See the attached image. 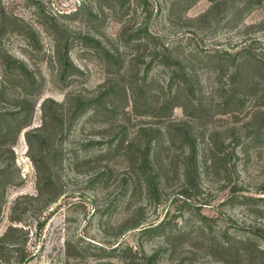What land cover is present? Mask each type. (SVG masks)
I'll list each match as a JSON object with an SVG mask.
<instances>
[{"label":"rangeland","instance_id":"374dc122","mask_svg":"<svg viewBox=\"0 0 264 264\" xmlns=\"http://www.w3.org/2000/svg\"><path fill=\"white\" fill-rule=\"evenodd\" d=\"M230 6L211 8L209 0H0V80L5 61L12 58L22 61L40 84L31 125L12 146L15 160L8 161L9 169L20 179L6 187L0 233L9 224L15 198L35 192L24 135L40 124L44 98L91 95L116 79L118 87L126 86L129 96L145 103L129 100L128 134L156 128L158 163L164 168L163 181L152 193L144 184L128 186L127 161L120 152L65 165L59 172L62 195L41 216L26 214L18 224L29 231L31 255L25 264H107L92 251L76 250L84 242L129 244L145 255L156 253L155 264H264V255L249 253L256 245L264 249V124L256 128L261 115L255 116L264 111V91L246 93L240 110L222 113L219 90L229 69H218L211 57L215 51L248 47L264 60V5L232 18ZM62 54L75 68L65 78L59 71ZM174 61L184 66L195 92L188 96L180 90L169 111L160 110L182 73ZM17 92L11 86L0 106H11ZM196 100L202 110L192 118L184 108ZM85 118L66 136V147L102 134L106 118ZM177 123L197 134L200 153L208 140L216 146L213 153L204 152L212 160L193 185L181 176L186 149L167 141V126ZM105 145L101 141L91 151ZM126 217L140 218V226L164 221L165 227L157 234L123 230Z\"/></svg>","mask_w":264,"mask_h":264},{"label":"trees","instance_id":"16d2710c","mask_svg":"<svg viewBox=\"0 0 264 264\" xmlns=\"http://www.w3.org/2000/svg\"><path fill=\"white\" fill-rule=\"evenodd\" d=\"M229 1L209 0L211 8L215 9L222 6L227 8L228 4L231 3V18L237 14L243 13L245 15L264 5V0ZM260 24L264 26V19ZM166 57L169 61V54ZM211 57L214 58L218 69L222 70L225 65L229 69L227 83L219 90L220 103L224 108L222 113L240 110L244 105L246 93L254 92L252 95H255L256 90L264 91V60L259 54L250 52L248 47H241L233 52L228 50L215 51ZM112 60L118 64L115 57ZM59 61L60 75L65 78L71 69L74 70L75 68L66 55L62 54ZM221 61L227 62V64H221ZM173 63L176 65L175 70L182 73L177 78L178 84L172 94L161 102L160 110L169 111L172 99L178 96L180 90L184 89L188 96L195 92L192 88V78L188 77L189 74L181 62L174 61ZM149 66L150 64H146L145 71ZM126 67L130 68L128 65ZM127 72L128 69H125L124 74ZM10 76H14V79ZM117 82L119 81L113 79L105 89L91 95L69 92L62 101L44 98L40 103L41 122L38 126L26 130L24 135L28 156L35 170V192L17 196L11 205L8 217L9 224L0 233V264H25L30 258L31 254L27 251L29 231L18 224L22 222L26 214L33 217L41 216L62 195L59 172L65 165L72 167L79 158L89 159L98 155L103 156L109 152H120L127 161L129 172L127 184L129 187L135 188L137 185L144 184L149 192L154 193L157 186L163 181L162 170L164 168H161L158 163L160 154L158 151L160 146L158 134L160 132L155 130L156 128L139 127L128 134L125 121L128 116L126 108L129 102H136L137 105H144L145 103L140 99L134 100L135 95L129 96L128 88L126 86L118 87ZM11 86L18 89L14 103L11 106H0V158L5 160V164L0 162V222L5 204L6 187L16 183L15 177L20 179L18 174L15 176L14 171L9 169L15 160L12 146L17 135L31 125L34 109L40 95V84L27 66L20 60L8 58L3 66V78L1 77L0 80V103L4 96H7V91ZM140 94H143L142 87H140ZM120 98L124 100L122 106H119ZM172 105L182 106V104ZM200 106V101L196 100L192 108L189 110L184 108V111L194 118L196 117L195 113L202 110ZM258 114L261 116L257 121L256 128L264 124V111L255 114V116H259ZM84 116L87 120L100 118L104 121L106 118L104 121L106 124L102 126L104 127L102 134H99V138L85 142L80 141L76 145L66 147L64 144L66 136ZM116 121H120V123L115 124ZM166 130L169 134L167 139L169 144L177 143L187 151L181 160V176L188 185H193L200 171H205L207 162L212 160L204 152L213 153L216 146L208 140L205 149L200 153L195 141L197 134L188 124H172L167 126ZM7 141L10 144L5 146ZM101 141H104L105 147L91 151L95 145H100ZM104 173L105 170H102L99 175ZM18 183L20 184L21 181ZM140 225H142L140 218L126 217L121 228L123 230L139 228L142 234H157L165 227L164 221L149 226ZM248 243V239H246L245 244ZM227 247L231 246L227 244ZM246 248L249 249L247 245ZM76 250L79 252L83 250L92 251V255L97 258L107 259V264H155V257H157L156 253L145 255L142 249L133 248L129 244L121 245L118 242L110 245L94 242L78 243ZM252 251L264 255V249L257 245L254 249L249 250V253ZM111 259H115V261L112 262Z\"/></svg>","mask_w":264,"mask_h":264}]
</instances>
